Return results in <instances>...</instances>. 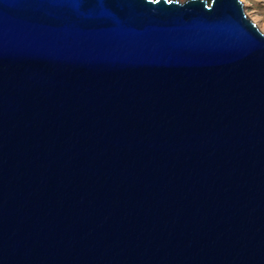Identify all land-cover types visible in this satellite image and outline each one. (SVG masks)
Wrapping results in <instances>:
<instances>
[{"label": "water", "instance_id": "95a60500", "mask_svg": "<svg viewBox=\"0 0 264 264\" xmlns=\"http://www.w3.org/2000/svg\"><path fill=\"white\" fill-rule=\"evenodd\" d=\"M0 264H264L241 0H0Z\"/></svg>", "mask_w": 264, "mask_h": 264}, {"label": "rangeland", "instance_id": "374dc122", "mask_svg": "<svg viewBox=\"0 0 264 264\" xmlns=\"http://www.w3.org/2000/svg\"><path fill=\"white\" fill-rule=\"evenodd\" d=\"M241 2L246 15L264 33V0H241Z\"/></svg>", "mask_w": 264, "mask_h": 264}]
</instances>
